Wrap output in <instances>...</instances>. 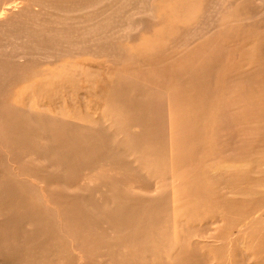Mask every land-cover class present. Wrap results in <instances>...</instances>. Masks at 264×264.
Segmentation results:
<instances>
[{"label": "rangeland", "instance_id": "rangeland-1", "mask_svg": "<svg viewBox=\"0 0 264 264\" xmlns=\"http://www.w3.org/2000/svg\"><path fill=\"white\" fill-rule=\"evenodd\" d=\"M261 8L264 0H0V112L15 127L12 146L28 138V176L56 194L68 187L73 204L61 213L55 194L60 210L50 215L36 192L40 216L13 206L17 232L0 264H81L78 255L86 264H264ZM184 28L189 46L171 48ZM20 168L9 159V180L25 178Z\"/></svg>", "mask_w": 264, "mask_h": 264}, {"label": "bare ground", "instance_id": "bare-ground-1", "mask_svg": "<svg viewBox=\"0 0 264 264\" xmlns=\"http://www.w3.org/2000/svg\"><path fill=\"white\" fill-rule=\"evenodd\" d=\"M215 1V0H214ZM230 2V1H229ZM260 3V2H259ZM218 4V3H217ZM225 4H228V3H225ZM218 5H222V4H220V2H219V4ZM228 5H231V4H228ZM261 5V4H260ZM262 5H263V3H262ZM261 5V6H262ZM223 6H225V5H223ZM259 6V5H258ZM230 7H232V5L231 6H229V8ZM222 8V6L220 7V9ZM219 9V10H220ZM258 9H260V8H257V11L258 12H260ZM262 10H264V8H261ZM256 11V10H255ZM213 12V11H212ZM212 12H209V14L211 13L212 14ZM220 12H221V10H220ZM251 13V12H250ZM255 13H257V12H255ZM214 14V13H213ZM254 14V13H253ZM262 14V13H261ZM255 15V14H254ZM6 16V15H5ZM210 16V15H209ZM208 16V17H209ZM262 16V15H261ZM214 17V16H213ZM213 17H212V19H213ZM256 17V16H255ZM258 17V16H257ZM5 18H8V17H5ZM254 18V17H253ZM263 18V17H262ZM6 20V19H5ZM4 20V21H5ZM248 20H252V18L251 19H248ZM209 21V20H208ZM211 21H213V20H211L210 19V22ZM218 21V20H217ZM6 22V21H5ZM4 22V23H5ZM209 22V23H210ZM249 22V21H248ZM201 23H203V22H201ZM6 24V23H5ZM213 24V23H212ZM218 24V23H217ZM196 25V24H195ZM195 25H193V26H195ZM197 26H198V24H197ZM215 26V25H214ZM217 26V25H216ZM19 27V26H18ZM203 27V26H202ZM197 28V27H196ZM212 28V27H211ZM216 28V27H215ZM209 30H210V28H208ZM204 30H206V29H204ZM204 30H203V33H204ZM205 31L206 33L205 34H208V32H210V31ZM192 32V29L191 28H184V29H180V31H179V33H178V35H177V37L175 38V39H173V40H171L168 44L170 45V47L171 48H176V47H178V46H180L181 48L182 47H186V46H189V43H187L188 41H189V34ZM196 33V32H195ZM197 34V33H196ZM215 34V33H214ZM192 36V35H191ZM201 36V35H200ZM196 37V36H195ZM204 39V38H203ZM207 39V38H206ZM217 39V38H216ZM197 40V39H196ZM190 42V41H189ZM191 44H192V42H191ZM212 44V43H211ZM220 44V43H219ZM214 45V44H213ZM218 47V46H217ZM228 50V49H227ZM34 53V52H33ZM210 53V52H209ZM179 54H177V56H178ZM221 57V56H220ZM225 57V56H224ZM224 57H222V58H224ZM181 59V58H180ZM215 60V59H214ZM221 60V59H220ZM183 62V61H182ZM192 62V61H191ZM196 63V62H195ZM217 63H219V62H217ZM213 64H214V62H213ZM193 65V64H192ZM208 65V64H207ZM1 66V65H0ZM208 67V66H207ZM205 69V68H204ZM207 69V68H206ZM192 70V69H191ZM210 70V69H209ZM5 71V70H4ZM182 72V71H181ZM208 72V71H207ZM211 72V71H210ZM220 72V71H219ZM193 74V73H192ZM186 75H187V73H186ZM185 75V76H186ZM194 75V74H193ZM192 75V76H193ZM184 76V77H185ZM192 76H191V78H192ZM197 76H199V75H197ZM189 78V77H188ZM190 78V79H191ZM196 78V77H195ZM201 78V77H200ZM225 78V77H224ZM235 78V77H234ZM187 79V77H185V82H186V84H188V85H190L189 83H187V81L188 80H186ZM222 80V79H221ZM178 81V80H177ZM190 81V80H189ZM188 81V82H189ZM200 81V80H199ZM212 81V80H211ZM213 81H215V80H213ZM184 82V81H183ZM191 82V81H190ZM208 82H209V80H208ZM175 83H178V82H176L175 81ZM181 83V82H180ZM193 83H194V81H193ZM192 84V83H191ZM216 84V83H215ZM182 85V84H181ZM198 85V84H197ZM191 86V85H190ZM170 87V86H169ZM187 87V86H186ZM198 87V86H197ZM181 88V87H180ZM182 88H183V86H182ZM181 88V89H182ZM192 88V87H191ZM172 89V88H171ZM174 89H176V88H174ZM189 89V93H190V91L191 92H194V91H192L190 88H188ZM197 90V89H196ZM186 91H187V94H189L188 93V90H187V88H186ZM173 92V91H172ZM171 93V92H170ZM174 93V92H173ZM203 94V93H202ZM197 94H195V96H196ZM179 96V95H178ZM187 97H190L189 99H191V96L190 95H188ZM187 97H186V99H187ZM215 97V96H214ZM194 98H196V97H194ZM198 98V97H197ZM217 98V97H216ZM188 99V100H189ZM209 100V99H208ZM214 101V100H213ZM213 101H211L212 103H213ZM216 101V100H215ZM214 101V102H215ZM178 103H179V101H177ZM183 102V101H182ZM186 102V101H185ZM191 102H193V101H191ZM200 102V101H199ZM188 102H186V104H187ZM184 104V103H183ZM188 104H190V103H188ZM147 105V104H146ZM191 105V104H190ZM190 105H187V106H190ZM194 105H195V103H194ZM205 105V104H204ZM215 105H216V103H215ZM149 106V105H148ZM206 106V105H205ZM217 106H218V103H217ZM216 106V107H217ZM219 107V106H218ZM0 108H1V106H0ZM13 108V107H12ZM18 108V107H17ZM189 108V107H188ZM204 108V107H203ZM213 108V109H212ZM212 110H213V112L216 110V108L215 107H213L212 106ZM191 109H192V106H191ZM200 109H202V107L200 108ZM195 110V109H194ZM144 111V110H143ZM18 112H20V111H18ZM147 112V111H146ZM190 112H192V111H190ZM195 112V111H194ZM194 112H193V114H194ZM211 112V111H210ZM212 112V113H213ZM24 113H25V111H24ZM35 113V112H34ZM196 113V112H195ZM207 113V112H206ZM212 113H211V115L209 116V117H211V116H213L212 115ZM197 114V113H196ZM202 114V113H201ZM199 115V114H198ZM204 115H206V114H204ZM25 116V115H24ZM26 116H27V114H26ZM29 117V116H28ZM150 117V116H149ZM198 117V116H197ZM24 118V117H23ZM199 118L201 119V116H199ZM204 118V117H203ZM213 118V117H212ZM211 118V119H212ZM21 119V118H20ZM17 120V121H19L20 122V125L22 124V123H24V122H22V120ZM25 119V118H24ZM30 119V118H29ZM28 119V120H29ZM49 119H52V118H50L49 117ZM206 119H208V118H206ZM204 120V119H203ZM25 121V120H24ZM48 121V120H47ZM198 121V120H197ZM30 122V121H29ZM57 122V121H56ZM134 122V121H133ZM203 122V121H202ZM48 124H47V126L45 127V129H46V131H44L46 134H44V135H47V136H49L48 134V132H51V135H52V130H53V126H52V124H49V122H47ZM43 124H46L45 122L43 123ZM53 124H55L56 125V123H54L53 122ZM192 124V123H191ZM203 124H205V123H203ZM12 125V124H11ZM11 125H10V121L9 120H7L4 116H2V113L0 112V177L2 176L3 177V179H1L0 180V254H2L3 253V249H2V247H1V244H4L6 241H8V240H10L11 238H13V236H14V234H13V230H14V232H15V230H16V228H17V224H15V222L13 221V219H12V212H13V210H11V209H13L14 207H16V208H19L21 205H22V203H24V205L26 206V208L28 209V210H30L31 211V213H33L35 216H40L41 215V210H40V208H39V205L37 204V203H35L34 201H33V199L35 198V196H36V192L38 193V195H41V199H43V201L45 202V208L46 209H48L49 210V213H50V210H56V211H58V210H60V206H59V203L58 202H56L58 199L56 198L55 199V191H53V190H47L43 185H42V182L40 181L41 179L42 180H44L43 178H39V176H38V173H37V175H30V176H28V174L29 173H31V171L33 170L31 167H29L28 165H27V163L25 162V160H24V155L26 154V153H30V149L33 147V145H32V143L28 140V138L27 139H24L23 138V136H22V138H23V140L22 141H24L25 143H26V146H24L23 144L22 145H19V147H20V150H16L13 146H12V141H14V139L12 140V139H10V135H12V137H15V131H14V129L13 128H15V127H11ZM23 125V124H22ZM27 125H29V124H27ZM26 125V126H27ZM151 125V124H150ZM149 125V126H150ZM196 125V124H195ZM25 125H23V127H24ZM25 126V127H26ZM43 126H45V125H43ZM22 127V126H21ZM28 127H30V126H28ZM57 127V126H56ZM70 127V126H69ZM75 127V126H74ZM153 127V126H152ZM27 128V127H26ZM52 128V129H51ZM155 128V127H154ZM158 128V127H157ZM28 129V128H27ZM73 129V128H72ZM20 130V129H19ZM26 130V129H25ZM29 130H30V128H29ZM28 131V130H27ZM54 131V130H53ZM149 131H150V129H149ZM152 131V130H151ZM156 131V130H155ZM154 131V132H155ZM32 132H34V129L32 130ZM67 132H69V131H67ZM72 132L74 133V130H72ZM72 132H71V134H72ZM158 132V131H157ZM54 133V132H53ZM56 134H57V132H55ZM65 133V132H64ZM162 133H164V132H162ZM23 134V133H22ZM63 134V133H62ZM217 134V133H216ZM58 135H60V137H61V134H59L58 133ZM150 135V134H149ZM47 136H45V137H47ZM53 136V135H52ZM56 136V135H55ZM65 136V135H64ZM16 137H17V135H16ZM19 137V136H18ZM38 137H40L39 135H36V136H34V138H38ZM41 137H42V135H41ZM50 137V136H49ZM58 137V136H57ZM21 138V139H22ZM44 138V137H43ZM48 138V137H47ZM18 139V138H17ZM60 139H62V138H60ZM59 139V144H60V140ZM64 139V138H63ZM101 139V138H100ZM47 140V139H46ZM46 140H45V142H46ZM52 140H55V139H52ZM66 140V139H65ZM84 140V139H83ZM99 140V139H98ZM21 141V142H22ZM154 141V140H153ZM15 142V141H14ZM23 142V143H24ZM44 142V141H43ZM51 142V141H50ZM158 142V141H157ZM47 143H49V141L47 140ZM7 144V145H6ZM51 144H52V142H51ZM58 144V143H57ZM56 144V145H57ZM45 145V144H44ZM43 145V146H44ZM4 146H7L8 148H9V150H6V149H4ZM43 146H41V147H43ZM51 146V145H50ZM49 146V147H50ZM55 146V145H54ZM56 147V146H55ZM58 147V146H57ZM67 147V146H66ZM168 147V146H167ZM44 148V147H43ZM46 148V147H45ZM53 148V147H52ZM73 148V147H72ZM24 149H26V153L24 154ZM37 149H38V147H37ZM37 149H34V151L37 153ZM66 150L65 151H63L64 153L62 154L61 153V156L62 157H67L68 158V154H69V152L68 151H70V149L67 151V148H65ZM74 149V148H73ZM31 150H33V148L31 149ZM60 150V149H59ZM33 151V152H34ZM61 151V152H62ZM32 152V151H31ZM47 152V151H46ZM71 152V151H70ZM18 153H20V154H18ZM17 154H18V156H17ZM50 154V153H49ZM66 154V155H65ZM65 155V156H64ZM36 156H39L38 155V153H37V155ZM61 156L59 157V160L60 161H62V159H61ZM34 157V156H33ZM32 157V160L33 159H36V157L35 158H33ZM56 157V156H55ZM57 157H58V154H57ZM56 157V158H57ZM65 157V158H66ZM70 157H71V155H70ZM10 158H17V159H19L20 160V162H21V168H20V170H21V172L24 174L23 176L25 177L23 180H15V179H11V180H9V172H8V162H9V159ZM26 159V158H25ZM30 159V158H29ZM38 159H39V157H38ZM58 159V158H57ZM3 160H6V166L5 167H3V164H2V161ZM44 160H46V159H44ZM50 160H52V159H50ZM49 160V161H50ZM48 161V162H49ZM33 162V161H32ZM34 163H36V162H34ZM29 164V163H28ZM33 164V163H32ZM37 164V163H36ZM40 164V163H39ZM48 164V163H47ZM52 164V163H51ZM57 164V163H56ZM59 165V164H58ZM64 165V164H63ZM62 165V166H63ZM65 165H67V162H65ZM41 166V165H40ZM43 166V165H42ZM45 167V166H44ZM30 168H31V171H30ZM34 168L37 170V168L34 166ZM69 168V167H68ZM39 169V168H38ZM51 169H54V168H51ZM63 169V168H62ZM36 170H35V172H36ZM50 171V170H49ZM48 171V172H49ZM53 171V170H52ZM33 172V171H32ZM47 172V173H48ZM56 172V171H55ZM46 173V175H49V174H47ZM32 174V173H31ZM55 174H57V173H55ZM66 174V173H65ZM43 176H45V174L43 175ZM66 176V175H65ZM1 177V178H2ZM47 178V177H46ZM58 178V177H57ZM62 178V177H61ZM60 179V178H59ZM59 181H61V180H59ZM71 181V180H70ZM61 183H62V185H61ZM60 183V185L61 186H64L63 185V182H61ZM73 183V182H72ZM49 184L50 185H52L53 186V184H51V182L49 181ZM58 184V183H57ZM65 184H68V182L67 181H65ZM27 185H30V186H32L34 189H36V190H34V189H31V188H29V187H26ZM55 186H56V184L54 183V188H55ZM68 186V185H67ZM65 187V186H64ZM63 187V188H64ZM49 189L51 188V187H48ZM57 188V187H56ZM55 188V189H56ZM59 188V187H58ZM58 190H60V189H58ZM62 190V189H61ZM58 192V191H57ZM61 192V191H60ZM71 192H72V190H71ZM11 195H15L16 196V198L15 199H13V198H11ZM56 195H58L59 196V198L60 199H62L63 200V204H61V213H63V214H67V211L69 210V209H67V207H69V205H70V207L73 205H71L70 203H69V205H67V203H66V201H69L70 199V189L68 188V187H65V189H64V191L61 193V195L60 194H56ZM31 196H33V197H31ZM72 198V197H71ZM69 199V200H68ZM72 200H73V198H72ZM9 207V212H10V214H9V216H6L5 215V212H4V210H5V207ZM14 206V207H13ZM25 206H23L22 205V207H25ZM72 208V207H71ZM48 210H46V212L48 211ZM53 212V211H52ZM55 213V212H54ZM50 215H52L51 213H50ZM63 216V215H62ZM79 217H81V216H79ZM59 218V217H58ZM66 220H69L68 221V223L71 221L70 219H66ZM65 220V221H66ZM59 222H61V219L59 220ZM72 222H74V221H72ZM27 223V222H26ZM35 223H37V222H35ZM55 223H57V222H55ZM65 223V222H64ZM64 223H62V224H64ZM67 223V224H68ZM71 223V222H70ZM71 225V224H70ZM41 226V225H40ZM58 226V225H57ZM62 227V230H63V232H64V234L66 235L67 233H68V228H67V226H66V224L63 226H61ZM25 228V227H24ZM34 229V228H33ZM16 232H17V230H16ZM57 232V231H56ZM63 232L61 233V234H63ZM70 232V231H69ZM56 234V233H55ZM70 234V233H69ZM52 235V234H51ZM68 235V234H67ZM66 235V236H67ZM59 235H57V237H58ZM60 237V236H59ZM63 237V236H62ZM65 237V236H64ZM71 237H73L72 235H71ZM81 237V236H80ZM30 238V237H29ZM50 238V237H49ZM66 238V237H65ZM83 238V237H82ZM48 239V238H47ZM51 239H52V237H51ZM51 239H50V241H51ZM55 239V238H54ZM59 239V238H58ZM64 239V238H63ZM70 239V238H69ZM76 239V238H75ZM49 240V239H48ZM60 240H62V238L60 239ZM59 240V241H60ZM84 240V239H83ZM83 240H82V242H83ZM56 241V240H55ZM58 241V242H59ZM67 241V240H66ZM10 243V242H9ZM21 243H23V245L24 244H26V240H21ZM49 243V242H48ZM52 243H54V242H52ZM50 244V243H49ZM60 244V243H59ZM61 244H63V243H61ZM70 244H71V242H70ZM6 245V244H5ZM83 245V244H82ZM4 246V245H3ZM17 246H19V244L17 245ZM39 246V245H38ZM54 246L56 247H58V243L55 245V243H54ZM53 246V247H54ZM47 247H49V246H47ZM52 247V248H53ZM70 247V246H69ZM73 247V246H72ZM5 248H11V247H9V245L7 244L6 246H5ZM36 248V247H35ZM82 248V247H81ZM54 250H55V248H53ZM64 249H66L65 247H64ZM76 249V248H75ZM5 250V249H4ZM16 250V249H15ZM80 250V248H78V251ZM11 251H12V249H11ZM56 251V250H55ZM64 251V250H63ZM63 251H61V252H63ZM18 252V251H17ZM60 252V251H59ZM71 252V251H70ZM82 252V251H81ZM84 252V251H83ZM83 252L81 253V254H83ZM56 253H57V251H56ZM75 253V252H74ZM65 254V253H64ZM85 254H86V252H85ZM85 254H83V255H85ZM8 255H11V254H8ZM56 255V254H55ZM67 255H69V253H67ZM71 255V254H70ZM48 256V255H47ZM47 256H43L44 258L45 257H47ZM79 256V259H80V262H81V264H86V263H84L83 262V260L81 259V257H80V255H78ZM82 256V255H81ZM88 256V255H87ZM10 257V256H9ZM23 257V256H22ZM41 257V256H40ZM62 257V256H61ZM83 257V256H82ZM85 257V256H84ZM31 258V257H30ZM48 258V257H47ZM52 258H54V257H52ZM88 258V260H89V256L87 257ZM87 258H86V261H87ZM23 259V258H22ZM35 259V258H34ZM76 259V258H75ZM83 259H85V258H83ZM42 260V259H41ZM63 260V259H62ZM61 260V261H62ZM77 260V259H76ZM19 261V260H18ZM35 261V260H34ZM55 261H57V259L55 260ZM60 261V262H61ZM85 261V260H84ZM85 261V262H86ZM20 262V261H19ZM22 262V261H21ZM60 262H58V263H60ZM69 262V261H68ZM55 263V262H54ZM65 263H67V262H65ZM13 264H15V263H13ZM55 264H57V263H55Z\"/></svg>", "mask_w": 264, "mask_h": 264}]
</instances>
